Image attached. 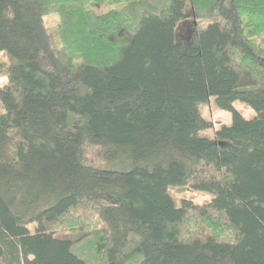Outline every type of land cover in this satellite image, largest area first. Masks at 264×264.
<instances>
[{"label": "trees", "instance_id": "obj_1", "mask_svg": "<svg viewBox=\"0 0 264 264\" xmlns=\"http://www.w3.org/2000/svg\"><path fill=\"white\" fill-rule=\"evenodd\" d=\"M0 57L4 264H264V0H0Z\"/></svg>", "mask_w": 264, "mask_h": 264}, {"label": "rangeland", "instance_id": "obj_2", "mask_svg": "<svg viewBox=\"0 0 264 264\" xmlns=\"http://www.w3.org/2000/svg\"><path fill=\"white\" fill-rule=\"evenodd\" d=\"M60 18L61 16L58 13L49 14L47 16V20L50 21L52 25L59 22ZM207 22V20L203 19L201 24L204 25L207 24ZM190 29L191 27L189 23L183 25L182 30L185 34H188ZM234 105L246 117H252L255 114L253 107L247 102L237 100L234 102ZM200 108L202 114L213 121L215 126L214 128L225 123H230L232 120V112L230 110L221 108L217 104L215 97H212L208 103L201 104ZM213 129H210L208 133H212ZM87 157L88 160L94 164L100 165L104 163V159L101 155V149L99 147H91L88 151ZM168 196L172 197L176 204H181L183 199H191L194 202L202 203L210 200L212 194L210 192L194 189L189 186L170 185L168 188ZM0 264H4L2 259H0Z\"/></svg>", "mask_w": 264, "mask_h": 264}]
</instances>
